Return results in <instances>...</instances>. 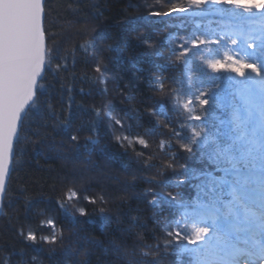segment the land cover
<instances>
[{
  "label": "trees",
  "instance_id": "obj_1",
  "mask_svg": "<svg viewBox=\"0 0 264 264\" xmlns=\"http://www.w3.org/2000/svg\"><path fill=\"white\" fill-rule=\"evenodd\" d=\"M171 4L187 6V0H45L49 64L40 81L39 101L33 109L36 114L25 115L15 143L0 217V264L5 260L11 264H184L187 260L178 254L175 244L164 247L170 238L161 229L165 222L179 218L176 209L169 205L153 208L148 201L156 193L185 202L204 199L200 174L222 173L198 153L184 151L185 141L174 134L182 131L190 136L189 128L184 126H199L201 121L188 120V114L175 105L173 93L180 89L172 81H180L189 69L194 82L201 71L213 76L228 74L211 73L199 57L186 67L184 57L172 56L170 61H155L170 65L162 77L164 91L151 89V82L161 79L152 63V53L160 48L164 57H169L170 49L179 50V43L194 27L182 25L178 15H149L154 10L167 11ZM148 36L150 42L144 40ZM170 36L175 39L161 47L158 42ZM88 42L94 48L85 53L81 45ZM110 46L124 50L122 60L114 59ZM94 56L103 58L109 68L104 84L84 79L98 75L91 63ZM57 63H67V71L57 74ZM187 98L182 96L181 100ZM229 102L225 95L207 118L221 132L227 128ZM160 103L167 104V120L164 115L155 114ZM48 105L79 136V149L76 142L52 130L56 122L48 118ZM194 105L196 114L204 118L203 109L195 101ZM94 107L111 109L113 118L120 119L124 127L115 125L117 131L113 132L112 122L97 124ZM94 125L98 132L90 131ZM118 135H127L131 145L125 140L121 147L115 139ZM89 139L98 141L94 149L91 144L84 147ZM137 139H144L148 146L140 145ZM181 173L186 174L183 184L177 180ZM66 186L97 199V203L80 200L69 208L71 215H62L57 200ZM99 197L106 202L101 203ZM29 201L34 205L33 213L46 210L48 215L44 218L55 219L56 244H33L20 238L19 225L27 223ZM78 207H84L87 214L80 216ZM32 226L36 228L35 224ZM37 234L51 235L52 230L37 229ZM157 244L160 251H156Z\"/></svg>",
  "mask_w": 264,
  "mask_h": 264
},
{
  "label": "snow or ice",
  "instance_id": "obj_2",
  "mask_svg": "<svg viewBox=\"0 0 264 264\" xmlns=\"http://www.w3.org/2000/svg\"><path fill=\"white\" fill-rule=\"evenodd\" d=\"M174 14H178L182 25L194 27L184 42L179 43V50L170 49L169 57H164L160 48L152 53V63L161 79L153 80L150 87L153 91H164L162 77L170 65L155 61H170L172 56L184 57L186 67L194 57H199L211 73L228 74L213 76L201 71L194 82L189 69L186 75L182 74L180 81H172L179 84L180 89L173 93L175 105L188 114V120L201 121L199 126H184L189 128L190 136L183 135L182 131L174 134L185 141L182 145L184 151L198 153L222 175L200 174L204 199L185 202L175 196L169 199L156 193L148 203L153 208L169 205L176 209L179 218L165 222L161 230L170 238L165 240L164 247L175 244L178 254L187 257L184 264H264V0H187V6L171 4L167 11L149 13L152 17L169 18ZM212 24L217 27H211ZM174 39L170 36L158 43L163 47L165 42ZM144 40L150 42L151 36ZM149 47H152L151 43ZM81 48L87 53L94 45L88 42ZM109 51L115 53L116 61L123 59L124 50L119 46H110ZM49 58L43 0H0V207H3L6 196L5 181L14 145L24 115L36 114L33 109L37 108L38 91L42 87L40 81ZM72 62L75 65V53ZM91 63L98 75L84 79H91L94 84L106 83L109 68L103 58L94 56ZM60 71H67V63H57L56 73ZM225 95L230 99L229 112L227 128L221 132L209 124L207 118L212 109L224 101ZM182 96L188 98L182 101ZM194 101L203 109L204 118L196 114ZM48 107V118L56 122L52 130L76 142L79 149V136L71 132L62 115H58L51 105ZM156 107L155 114L164 115L167 120V104L160 103ZM93 111L97 124H103L105 120L112 122L113 132L117 131L115 125L124 127L120 119L113 118L111 109L103 111L94 107ZM181 124L183 126V121ZM90 131L98 132V129L94 125ZM115 139L121 147L125 140L129 145L132 143L127 135H118ZM136 142L148 146L144 139ZM89 144L94 149L98 141L89 139L84 147ZM184 175L177 174L179 184L184 183ZM80 200L97 203V199L66 186L57 206L62 215L68 216L71 215L69 208L75 207ZM99 200L106 202L103 197ZM33 207L29 201L27 223L19 225L20 238L33 244H56L55 219L44 218L48 215L46 210L33 213ZM77 211L80 216L87 214L84 207H78ZM100 211L103 212L104 208ZM44 228L52 230V234L38 237L37 229ZM156 251H160L159 244ZM3 264L11 262L5 260ZM147 264L156 262L148 261Z\"/></svg>",
  "mask_w": 264,
  "mask_h": 264
},
{
  "label": "water",
  "instance_id": "obj_3",
  "mask_svg": "<svg viewBox=\"0 0 264 264\" xmlns=\"http://www.w3.org/2000/svg\"><path fill=\"white\" fill-rule=\"evenodd\" d=\"M43 3H45V0H43ZM46 47H47V44H46ZM44 74H43V76H44ZM25 115H24V117H25ZM19 132H20V130H19ZM14 152H15V145H14L13 157H14ZM13 157H12V161H13ZM12 161L10 162V165H9V173H8V176L6 177V181H5V187H6V189H7L8 181H9V178H10V175H11V171H12ZM2 204H3V201H2ZM2 209H3V207H0V217L2 215Z\"/></svg>",
  "mask_w": 264,
  "mask_h": 264
},
{
  "label": "bare ground",
  "instance_id": "obj_4",
  "mask_svg": "<svg viewBox=\"0 0 264 264\" xmlns=\"http://www.w3.org/2000/svg\"><path fill=\"white\" fill-rule=\"evenodd\" d=\"M175 15V14H174Z\"/></svg>",
  "mask_w": 264,
  "mask_h": 264
}]
</instances>
